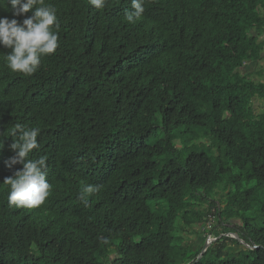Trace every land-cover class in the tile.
<instances>
[{
  "label": "trees",
  "instance_id": "16d2710c",
  "mask_svg": "<svg viewBox=\"0 0 264 264\" xmlns=\"http://www.w3.org/2000/svg\"><path fill=\"white\" fill-rule=\"evenodd\" d=\"M263 58L264 0H0V264H264Z\"/></svg>",
  "mask_w": 264,
  "mask_h": 264
},
{
  "label": "rangeland",
  "instance_id": "374dc122",
  "mask_svg": "<svg viewBox=\"0 0 264 264\" xmlns=\"http://www.w3.org/2000/svg\"><path fill=\"white\" fill-rule=\"evenodd\" d=\"M258 68H263V71H262V75H261V77H259V76H256L257 78H259V79H263L264 80V58L263 59H261L258 63L256 62H254V65H252L251 67H250V69H249V71H252V72H255ZM259 104H260V102H258V101H256L255 102V106L256 107H258L259 106ZM213 160L214 161H216L214 158H213ZM243 186L244 187H247V185L246 184H243ZM233 188H234V186L232 185V187H228L227 188V191L226 192H233ZM214 197L216 198V199H219L220 201H221V206L222 207H224L225 206V198H224V196H222V194H221V192H217L215 195H214ZM199 206L197 205V206H195V208H198ZM224 209V211L225 212H227V208L226 207H224L223 208ZM224 211H222V214H223V212ZM211 215L209 216L210 218H212V216H214V214H212V213H210ZM212 220V222H215V218H212L211 219ZM237 221V220H236ZM217 222V221H216ZM223 235H225V233H220V235L218 236V237H222ZM230 235H232V236H237L235 233H232V234H230ZM203 235H201L200 237H202ZM217 237V238H218ZM238 237V236H237ZM192 238H196V235H193L192 236ZM215 239V237L214 236H212V235H207L206 237H205V242H206V244H209L212 240H214Z\"/></svg>",
  "mask_w": 264,
  "mask_h": 264
},
{
  "label": "clouds",
  "instance_id": "9594fccd",
  "mask_svg": "<svg viewBox=\"0 0 264 264\" xmlns=\"http://www.w3.org/2000/svg\"><path fill=\"white\" fill-rule=\"evenodd\" d=\"M211 214H209V216H210ZM212 218H215V214H214V216H212ZM227 234V233H226ZM230 234H232V233H230ZM229 234V235H230ZM237 235V234H236ZM230 236H232V235H230ZM238 236V235H237ZM237 236H235V238H237V239H239V241H240V243L244 246V247H247V248H250V247H252V246H250L249 244H247L246 242H244L243 240H241L240 238H239V236L237 237ZM232 237H234V236H232ZM207 245V244H206ZM253 248V247H252Z\"/></svg>",
  "mask_w": 264,
  "mask_h": 264
}]
</instances>
